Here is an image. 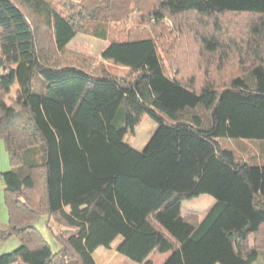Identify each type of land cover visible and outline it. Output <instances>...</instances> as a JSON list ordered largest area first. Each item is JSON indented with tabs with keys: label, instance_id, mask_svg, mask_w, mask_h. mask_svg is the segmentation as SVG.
I'll return each instance as SVG.
<instances>
[{
	"label": "trees",
	"instance_id": "obj_1",
	"mask_svg": "<svg viewBox=\"0 0 264 264\" xmlns=\"http://www.w3.org/2000/svg\"><path fill=\"white\" fill-rule=\"evenodd\" d=\"M55 1L0 0V141L11 165L0 173L8 213L0 239L19 241L0 264H90L116 238L115 251L137 264H152L164 241L162 264H264V0L140 3L146 19L194 15L222 36L220 19L250 16L239 43L198 36L221 64L238 58L242 71L222 87L182 80L150 36L112 40L101 52L130 77L62 62L77 32L106 40L118 14L115 0H67L68 14ZM144 115L157 127L136 150L123 138ZM226 139L254 143L257 154L222 147ZM201 194L212 206L183 213ZM43 215L55 251L35 225Z\"/></svg>",
	"mask_w": 264,
	"mask_h": 264
},
{
	"label": "rangeland",
	"instance_id": "obj_2",
	"mask_svg": "<svg viewBox=\"0 0 264 264\" xmlns=\"http://www.w3.org/2000/svg\"><path fill=\"white\" fill-rule=\"evenodd\" d=\"M115 0L111 3L113 13L117 19L107 25L105 30L107 34L106 40H101L89 32H77L70 42L68 49L61 57L62 62L81 63L84 67L96 73L107 71L118 76L130 77L129 69L114 64L111 60H106L101 57V52L106 45L112 40H124L128 37L150 36L156 41L160 56L165 63L166 68H171L172 65L179 67L180 77L184 81H188L189 77L193 78V83H201L203 77H208L210 81L217 87H222L227 84L230 78L240 73L238 58L234 53L228 56V59L221 64L217 53L207 52L203 45L199 43L198 36L200 32L210 35L214 33L216 38L222 36L217 33L212 25H206V29H202L200 22L194 15L180 16L172 19L170 17L163 18L162 21H155L153 18L146 19L140 16L143 11L146 15V10L140 8L142 0ZM55 5L58 10L64 14H68L70 3L67 0H57ZM142 7H148L150 3L144 1ZM103 14L107 13L103 9ZM120 14V15H119ZM115 15V16H116ZM248 15H227L220 19L221 29L226 32V36L219 38L224 41L227 38H233L238 41H243L247 37L248 24L250 22ZM230 36V37H228ZM242 44V50L245 46ZM174 66L172 68H174ZM170 71V70H169ZM242 71V70H241ZM1 74V68H0ZM17 84L10 89L6 102L10 103L16 95ZM157 127L156 122L150 119L147 115L142 116L140 122L135 126L133 131H129L123 138L132 148L141 150ZM246 141V142H245ZM231 141L230 139L223 140L222 147L232 148L239 154H257L258 146L254 143ZM11 168L9 156L5 150L4 144L0 141V173ZM41 181V180H40ZM38 187L40 189H38ZM33 193V198L37 199L41 196V184ZM214 199L207 195L201 194L192 199H188L182 203L183 213H195L202 216L205 211L212 206ZM46 215L40 217L36 222V227L55 251L58 244L46 225ZM8 222V213L5 205V192L3 183L0 180V229ZM55 232H64V227L56 225L52 222ZM67 230V229H66ZM119 238H116L109 248L97 247L94 249L91 256L90 264H137L123 255L115 251V246ZM19 241L16 237H11L7 240L0 239V254L10 252L18 247ZM170 253L169 244L164 241L160 250L152 257V264H162ZM143 264H148L146 261Z\"/></svg>",
	"mask_w": 264,
	"mask_h": 264
},
{
	"label": "crops",
	"instance_id": "obj_3",
	"mask_svg": "<svg viewBox=\"0 0 264 264\" xmlns=\"http://www.w3.org/2000/svg\"><path fill=\"white\" fill-rule=\"evenodd\" d=\"M11 264H16V263H11Z\"/></svg>",
	"mask_w": 264,
	"mask_h": 264
}]
</instances>
